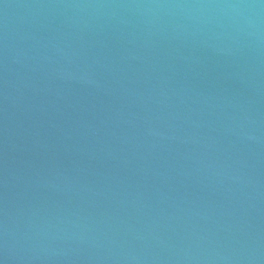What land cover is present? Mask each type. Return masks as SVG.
I'll list each match as a JSON object with an SVG mask.
<instances>
[{"label": "water", "instance_id": "obj_1", "mask_svg": "<svg viewBox=\"0 0 264 264\" xmlns=\"http://www.w3.org/2000/svg\"><path fill=\"white\" fill-rule=\"evenodd\" d=\"M0 264H264V0H0Z\"/></svg>", "mask_w": 264, "mask_h": 264}]
</instances>
